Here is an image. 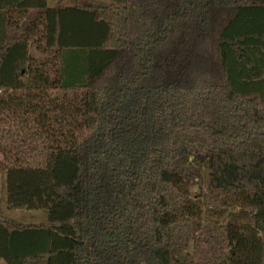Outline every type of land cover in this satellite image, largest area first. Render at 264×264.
I'll return each instance as SVG.
<instances>
[{
  "label": "trees",
  "instance_id": "16d2710c",
  "mask_svg": "<svg viewBox=\"0 0 264 264\" xmlns=\"http://www.w3.org/2000/svg\"><path fill=\"white\" fill-rule=\"evenodd\" d=\"M0 154V264H264V0H0Z\"/></svg>",
  "mask_w": 264,
  "mask_h": 264
},
{
  "label": "rangeland",
  "instance_id": "374dc122",
  "mask_svg": "<svg viewBox=\"0 0 264 264\" xmlns=\"http://www.w3.org/2000/svg\"><path fill=\"white\" fill-rule=\"evenodd\" d=\"M47 2L49 5H53L56 0H47ZM2 182L3 175L0 171V199ZM6 213L11 218L25 223L41 222L47 218L46 212L43 209H6Z\"/></svg>",
  "mask_w": 264,
  "mask_h": 264
}]
</instances>
